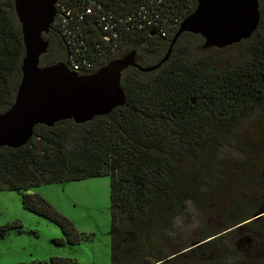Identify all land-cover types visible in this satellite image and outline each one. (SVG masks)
Instances as JSON below:
<instances>
[{
  "label": "trees",
  "instance_id": "trees-1",
  "mask_svg": "<svg viewBox=\"0 0 264 264\" xmlns=\"http://www.w3.org/2000/svg\"><path fill=\"white\" fill-rule=\"evenodd\" d=\"M109 2L134 6L132 0ZM174 33L168 38L135 33L123 41L149 38L156 48L158 43L169 45ZM54 37L56 45H63L56 30ZM249 52L250 58L235 67L210 66L177 54L152 72L128 67L121 78L127 98L123 106L81 124L65 120L52 127L38 125L27 145L0 147V191L109 176L112 264H170L186 252L196 254L197 247L209 240L187 245L191 248L174 257L146 256L147 243L170 215L185 208L191 191L179 186L178 163L200 156L213 141L224 144L239 119L264 103V37L251 43ZM23 55L14 0H0V112L14 101ZM22 197L28 209L58 222L69 240L75 237L70 221L40 196ZM133 216L134 221L127 219Z\"/></svg>",
  "mask_w": 264,
  "mask_h": 264
},
{
  "label": "rangeland",
  "instance_id": "rangeland-1",
  "mask_svg": "<svg viewBox=\"0 0 264 264\" xmlns=\"http://www.w3.org/2000/svg\"><path fill=\"white\" fill-rule=\"evenodd\" d=\"M259 3L257 33L248 39L224 48H205L202 37L185 33L171 54L220 68L243 63L251 56V43L264 37V0ZM167 45L158 43L154 48L149 38L130 39L120 49L135 50L137 62L150 66L164 57ZM176 173L179 186L191 192L185 208L170 215L155 238H149L146 256H175L209 240L197 247L196 254L186 252L170 264H264V103L239 119L224 144L213 141L200 156L186 157ZM110 191L109 176L0 191V264H54L62 259L112 264ZM22 193L37 194L68 219L75 237L69 240L58 222L28 209ZM127 219L134 221V216ZM247 219L252 221L246 223Z\"/></svg>",
  "mask_w": 264,
  "mask_h": 264
},
{
  "label": "water",
  "instance_id": "water-1",
  "mask_svg": "<svg viewBox=\"0 0 264 264\" xmlns=\"http://www.w3.org/2000/svg\"><path fill=\"white\" fill-rule=\"evenodd\" d=\"M58 1L14 0L24 55L14 101L0 112V147L27 145L38 125L52 127L65 120L81 124L123 106L127 99L121 82L123 71L128 67L141 72L159 69L169 60L183 33L200 35L205 48H224L251 37L261 19L259 0H197L156 64L141 66L137 52L132 50L93 73L78 74L63 61L40 65L49 46L44 36L52 28Z\"/></svg>",
  "mask_w": 264,
  "mask_h": 264
},
{
  "label": "built area",
  "instance_id": "built-area-1",
  "mask_svg": "<svg viewBox=\"0 0 264 264\" xmlns=\"http://www.w3.org/2000/svg\"><path fill=\"white\" fill-rule=\"evenodd\" d=\"M116 7L109 0H59L53 25L66 48L65 63L78 74L107 65L129 34L168 38L195 9L197 0H132ZM151 31L154 34H151Z\"/></svg>",
  "mask_w": 264,
  "mask_h": 264
},
{
  "label": "flooded vegetation",
  "instance_id": "flooded-vegetation-1",
  "mask_svg": "<svg viewBox=\"0 0 264 264\" xmlns=\"http://www.w3.org/2000/svg\"><path fill=\"white\" fill-rule=\"evenodd\" d=\"M55 30L56 29H54L52 26L49 33L45 34L44 36V38L49 41V46H48L47 51L41 56V59H40L41 66L52 65V64H55L61 61L65 62L66 48L64 45H61L60 43H58L57 45L55 44V40H56V38L54 37ZM126 54L127 53L124 52V49H119L117 55L113 59L121 58Z\"/></svg>",
  "mask_w": 264,
  "mask_h": 264
}]
</instances>
